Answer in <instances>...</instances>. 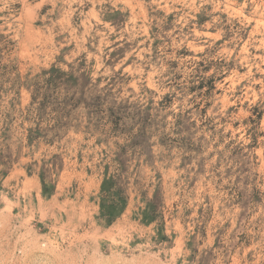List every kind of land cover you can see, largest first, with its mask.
I'll use <instances>...</instances> for the list:
<instances>
[{
	"label": "rangeland",
	"instance_id": "obj_1",
	"mask_svg": "<svg viewBox=\"0 0 264 264\" xmlns=\"http://www.w3.org/2000/svg\"><path fill=\"white\" fill-rule=\"evenodd\" d=\"M0 264H264V0H0Z\"/></svg>",
	"mask_w": 264,
	"mask_h": 264
},
{
	"label": "trees",
	"instance_id": "obj_2",
	"mask_svg": "<svg viewBox=\"0 0 264 264\" xmlns=\"http://www.w3.org/2000/svg\"><path fill=\"white\" fill-rule=\"evenodd\" d=\"M111 180H106L105 184H104V189L107 188V184L110 182ZM116 205L112 204V205H106L105 202H102V212L105 215L111 214L108 218V221H112L113 218L115 217V215L118 214V211H114Z\"/></svg>",
	"mask_w": 264,
	"mask_h": 264
}]
</instances>
